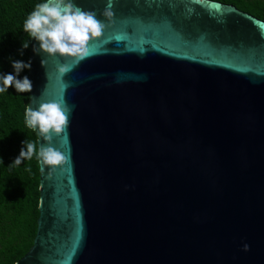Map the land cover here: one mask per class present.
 <instances>
[{"label": "water", "instance_id": "95a60500", "mask_svg": "<svg viewBox=\"0 0 264 264\" xmlns=\"http://www.w3.org/2000/svg\"><path fill=\"white\" fill-rule=\"evenodd\" d=\"M75 3L106 28L79 63L31 38L28 106L71 112L16 264H264V20L216 0H112L111 18L109 0Z\"/></svg>", "mask_w": 264, "mask_h": 264}, {"label": "trees", "instance_id": "16d2710c", "mask_svg": "<svg viewBox=\"0 0 264 264\" xmlns=\"http://www.w3.org/2000/svg\"><path fill=\"white\" fill-rule=\"evenodd\" d=\"M231 4L264 20V0H216ZM44 0H0V75L13 74L12 61L30 60L31 37L23 25L35 5ZM23 43L27 49L21 50ZM28 69L19 74L29 78ZM30 93L15 87L0 93V264H16L31 249L40 216V165L37 155L9 167L19 156L23 142H35L38 135L27 127L25 111Z\"/></svg>", "mask_w": 264, "mask_h": 264}, {"label": "clouds", "instance_id": "9594fccd", "mask_svg": "<svg viewBox=\"0 0 264 264\" xmlns=\"http://www.w3.org/2000/svg\"><path fill=\"white\" fill-rule=\"evenodd\" d=\"M112 0H109L108 6L103 12V16L111 18L114 13L111 10ZM106 25L97 19L94 11H85L79 7L75 0H44L35 5L27 19L24 21L23 30L31 38L38 42V47H33V52L37 55L44 53L49 57L57 56L79 63L89 57V45L92 41L100 38ZM28 43H23V49H27ZM47 61L41 60V65L45 67ZM31 60L27 63L23 61H12V67L15 75L9 73L0 75V93L8 91L15 87L17 93H31L33 90L32 81L24 76L19 79V74L25 70H30ZM65 67L60 68L64 73ZM71 109L66 106L64 101L46 102L40 104L38 110H33L31 106L26 107L25 122L28 128L39 133V136L47 142V147H39L35 142L26 140L20 154L15 158L12 165H20L25 159H31L34 154L43 171L45 167L55 170L66 162V157L56 148L52 147L53 137H60L69 127V115ZM245 252L250 250L248 244L243 247Z\"/></svg>", "mask_w": 264, "mask_h": 264}]
</instances>
